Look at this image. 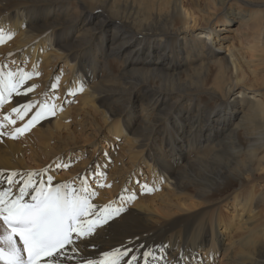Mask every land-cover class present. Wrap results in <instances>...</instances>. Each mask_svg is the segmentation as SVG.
<instances>
[{
    "label": "bare ground",
    "instance_id": "1",
    "mask_svg": "<svg viewBox=\"0 0 264 264\" xmlns=\"http://www.w3.org/2000/svg\"><path fill=\"white\" fill-rule=\"evenodd\" d=\"M4 1L6 3L0 4V24L4 26L2 29H8L11 18L15 19L16 23L12 27V38L0 43V52L11 46L21 58L27 52L29 60L33 61L36 58L45 59L48 50L55 51L54 47L57 45L65 48L68 53L66 59H72L67 61V66L73 74L75 85L68 90H77L83 84V91L80 93L84 104H88L89 100L106 103L109 107L105 117L108 116L110 122L117 123V136L123 132V122L135 118L133 104L139 101L140 107L146 108V113L140 118V126L133 132L137 150L139 147L142 150L149 149L150 144L161 136L158 145L164 157H153L149 153L145 164L147 170L152 171L168 192L164 189L161 194H154L153 189L148 187L152 189L150 193H136L139 197L136 209L122 211L119 217L110 222L111 227L103 226V230L98 229L93 239L88 242L89 247L85 248L83 243L80 244L79 255L99 259L100 256L95 255L98 252L127 247L130 249V256L138 257L151 249L153 258L149 260V264H210L215 262V254L218 252L222 253L225 264H264V214L260 211L264 205V186L258 189L252 179H248L258 173L254 169L247 166L229 168L233 164L242 163L241 160H233L235 157L246 154L250 159H256L259 152H264V104L254 97L253 100L245 102L235 98V87L239 86L245 77L240 75L243 72L239 68V61L244 58L241 56V60L237 59V50L240 49L249 55L261 52L257 59L260 63L264 61V17H261L263 12L259 11V7H264V4H258L259 0H204V8L208 11L198 16L196 11L183 2L174 0L163 8L167 15L165 18L159 17L147 30L138 31L129 29L120 21L121 8L115 3L116 9L112 10L113 6L110 7L112 11L109 9L111 13L105 12V8L94 7L92 3V8L86 6L81 10V14L74 18L72 7L67 0ZM198 17L208 21V28L198 25ZM43 18L54 20L45 24ZM23 23L27 27L14 32ZM214 23L224 24L226 28H218V25L215 27ZM234 23L237 24L236 29L232 27ZM174 24L180 27L170 31L168 28L173 29ZM252 25L257 26L253 34L249 33L253 31L250 28ZM221 31L237 34L236 36L241 38L240 47L233 43L226 46L222 44L220 48L215 49L214 43L218 32ZM189 32L194 33V39H188L189 41H184L182 45L175 43L179 37L181 39ZM75 34L77 36L74 37ZM178 35L179 37H175ZM70 37L74 39V45L71 46L69 42L63 44L64 40L67 41ZM223 39L227 40V36ZM157 41H166L168 44L162 48L154 45L148 49L146 57L136 58L147 49L144 44ZM135 43H138V46L134 47ZM220 51L225 55L221 56ZM150 58L155 59V65L149 63ZM193 58V62L208 61L213 65L210 68L218 67L222 72L223 76L215 80V90H206L205 86L210 68L206 72L194 73V76L186 75L184 84H180L183 82L180 75ZM111 60H119L124 65L125 77L121 78L123 87L94 89L92 83L98 73L96 67H108ZM93 61L96 62V67L93 66ZM163 63L167 65L161 66ZM2 69L7 72L5 68ZM23 70L27 71L25 68ZM226 75L230 76V80H225ZM251 75L254 79L264 78V74ZM166 78L171 80L163 83ZM59 82L62 83V79H59ZM29 85L30 80L21 87L26 88ZM31 93L32 91L27 95H15L0 103V131L13 132L24 123L13 112V108L31 100ZM205 96L210 98L207 105H204ZM127 107L131 108L125 113L124 109ZM150 116L153 120L148 124ZM9 117L15 119L16 123L9 121ZM68 117V111H57L53 127H59ZM29 133L42 139L47 131L35 125L23 136ZM240 134L245 135L243 139L247 140V145L243 144V139H239ZM193 138L196 140L192 150L197 153L208 152L206 159L201 157L203 160L200 161V164H206L204 168H197L194 173L183 175L182 168L178 170L177 166L185 160L189 161L188 154L191 152L187 145ZM13 140L15 139L8 135L0 139V146L9 148L6 156L0 158V170L3 171V175H0V188L8 187L6 177L13 171L22 173L15 178L16 189L22 186L20 182L27 178L28 173L39 172L41 175L34 178V183L52 176L53 186L58 183H70L78 188L86 181L89 189L96 193L90 198L93 204H112L113 207H120L121 199L134 187L133 182H124V171L118 175L116 184L114 179L112 185L108 184L112 176L104 177L102 168L96 163V153L101 142L94 145L93 154L85 160L87 167H83L77 177L76 173L72 172L65 177L64 171L58 175L50 172L53 169L51 167L63 160L53 162L59 158L57 155L50 157L40 171L26 168L23 165L24 159L14 156L11 150L15 148ZM43 147L45 155H49L50 141L45 140ZM244 147L246 151L240 153L238 148ZM226 154L232 159L227 158ZM137 155L139 153L135 156ZM89 159L93 161L88 164ZM67 161L63 162L66 164ZM33 162L37 163L36 160ZM223 167L230 169L232 176L228 181L221 180L218 194L227 193L230 189L234 191L232 195L228 193L222 201L233 202V206L239 208V227L225 221L219 211L222 203L217 200L213 203L211 194L197 193L189 187L190 179H194L195 175L213 177L216 173L223 172ZM142 171V167L137 170ZM91 176L97 179L92 181ZM73 177L74 181L71 179ZM101 178L103 180H100ZM134 178L133 176L132 179ZM95 184L99 187L95 188ZM102 185L109 191L102 189ZM227 198L229 199L225 200ZM225 235L231 243H224ZM64 264H68V261L65 260ZM139 264H144V260L141 259Z\"/></svg>",
    "mask_w": 264,
    "mask_h": 264
},
{
    "label": "rangeland",
    "instance_id": "2",
    "mask_svg": "<svg viewBox=\"0 0 264 264\" xmlns=\"http://www.w3.org/2000/svg\"><path fill=\"white\" fill-rule=\"evenodd\" d=\"M173 1L174 0H153V2L147 3L145 0H69V1L67 0V2H69L72 7L70 8L74 18L78 17L81 14V10L86 6L87 7L91 6L92 8L93 7L91 5L92 3H94L93 4L94 7L105 8V12L107 11V13L108 12L111 13L112 10L116 9V7H114V3H115L116 6L121 8L120 21L123 24H126V27H128L129 29H134L138 31L147 30L150 26L154 24L155 19L159 17L165 18L167 15L165 11H163V8L167 7L166 6L167 4H172ZM180 1L183 2L184 5L196 11L198 13L196 15L198 16L208 11L207 8H204L203 5L204 0H180ZM4 3H6V1L0 0V4H4ZM257 3L258 4L261 3L262 5L264 4V0H259ZM110 7L112 10L110 9ZM259 11L263 12V16L261 17H264V7L261 8L259 7ZM31 15L32 17L34 16L32 12ZM59 18L62 17L59 16ZM198 19H199L198 21L199 26L208 28L207 26L208 21H205L202 17H198ZM9 20H10L9 27L5 31L12 33L13 32L12 27L14 26L16 21L13 18ZM53 20H54L53 18H48L45 20L43 18V22H45V24H49ZM218 24L219 23H214L213 25L216 27ZM0 25L1 28L4 27L2 24ZM25 25L26 24L23 23L22 26L18 30H14V32L24 30L27 27V25L26 26ZM179 27L180 25H176L173 29L172 28H168V29L170 31H173ZM217 27L226 28L224 24H220ZM232 27H235L236 29L237 24L234 23ZM250 28L253 29V31H249V33L251 34H253L257 30V26L255 25L250 26ZM198 32L204 33V31H198ZM236 35L237 34L233 32H229V33L224 31L218 32L216 38L217 40L214 43L215 49L220 48L222 44L226 46V45H232L233 43L237 45V47H240L239 42L241 41V38L239 36L237 37ZM75 36H77V34H75L74 37ZM193 36H194L193 32H189L181 39L179 35L175 36V37H179V39H177L175 43L182 45L184 41H189L194 39ZM226 36H227V40H224L223 38H225ZM71 38L72 37H70L69 40L67 41L64 40L63 44L69 42L71 46L74 45L72 43L74 39ZM221 39H223V41ZM166 44H168L166 41L164 42L157 41L149 44H144L146 45L147 49L144 50L141 54L137 55L136 58L143 59L144 57H146L145 55L148 54V49L154 45H159V47L162 48L166 46ZM136 46H138V43L134 44V47ZM54 48L55 51L48 50L45 59L36 58L33 61L29 60V54L27 52H25L23 54V57L21 58L19 53L13 50L11 46L8 48H4L0 52V67L5 68L4 70H6L7 72L17 71L20 69L23 70V68H25L27 72L39 73V75H33L32 78L30 79V85L36 86L31 93L32 101H36L39 103H43L46 99L48 101H54L58 105L57 107L58 113L61 110L63 111L66 110L69 112V117L66 120L62 121L60 126L57 128L53 127L55 123L53 119L56 118L57 111L55 116H52L36 124L38 128L47 131L46 134H43L44 137L42 139H39L38 136L29 133L27 136L22 135L19 138L13 140L12 144L14 145L15 148L14 149L11 148V150L13 151L14 156L20 159H24L23 165L26 168H31L33 171H40L42 170L43 166L48 162V159L50 157L57 155L59 156V158L54 159L53 162L56 163L61 159L63 160L57 163L55 166L51 167L53 169H51L50 172H53L54 174L58 175L59 173L64 171L65 177L72 172V173H76V177H77L80 174V171L84 169L83 167L86 166L85 165L86 158L88 159L93 154L92 151L94 150V145L98 142H101L100 148L96 153L97 156L96 159L98 161L96 163L98 164L99 168H102V173L104 174V177L112 176V178H110L111 182L110 183L108 182V184L112 185L113 179H114V184H116V181L118 180L117 177L118 175L120 176L122 174V171L125 172V176H126L124 182L126 184L133 182L134 187L131 188L132 191L127 192L129 195L126 194L120 201L121 204L120 207H123L122 211L129 212L130 210L136 209L135 205L139 202V197H137L136 193L138 194L141 193V195L150 193L151 191L148 190L149 189L148 187L153 189L152 192L154 194H158V193L161 194L165 189L163 188L164 185H162L160 183L161 181L159 182L154 177L152 171L147 170L145 164L146 161H148L146 156L149 153L153 157H159V156H160L159 158L164 157V155L163 156L161 155L160 152L161 147L158 145L161 142V136L159 137L160 139L157 138L155 142L150 144L149 149L142 150V148L139 147L137 150V146L134 144L133 141V132L137 127L140 126L141 124L140 118L142 119L145 116L146 108L144 106L140 107L141 105L140 101L135 102V104H133V107L135 108V118H129L128 121L123 122V132L122 134H120L121 136L120 135L117 136L116 135V132L118 130L116 128L117 123L110 122L108 116L105 117V112H107L109 107L106 103H101L98 100H89L88 104H84L83 96L80 93V91H77L75 95L69 94L70 90H68V88L75 87L74 79L72 77L73 74L70 73V70L67 66V61L68 62L72 61V59L71 58L66 59L68 53L66 52L65 48L59 47L58 45L55 46ZM236 53L239 56V57L237 56V59L240 58L241 60L242 57L244 58L243 60L239 61L240 62L239 68L243 72L240 73V75L243 74L245 77L242 78L243 80L240 82V85L235 87L236 89L235 98H237L239 101L245 102L248 100H253L252 97H254L259 99V101H262V103L264 104V78L262 79L260 77L258 79H254L253 76L251 75L252 73H254L256 76H260L264 74V61L263 63H260L261 61L257 59V57L260 56L261 52H254L255 55L252 54L249 55L248 53H245L244 51L238 49ZM219 54L221 56L225 55L223 51H220ZM263 58L264 56H262V59ZM194 59L195 58L192 59L191 63L188 65L185 71L181 73L182 74L180 75L181 80H183V82L180 83L181 85H183L184 81L187 79L186 75L194 76L195 75L194 73H200L204 71L206 72L207 69L213 66L210 63H208V61L193 62ZM154 60L155 59L150 58L149 63L151 65H155L156 61ZM109 63L110 64L108 65V67H106V65L102 66V64H100L103 67V69H100L99 67H96L97 64L96 62L93 61V66L96 67L98 72L95 79L93 78L92 86L94 89L97 88L115 89V88L123 87L121 78L125 70L124 65L119 60L118 61L111 60ZM162 65L166 66L167 64L163 63L161 64V66ZM209 70H210V75L208 76V79L205 83L206 90L214 89L215 80L218 77L223 76L222 72L219 70L218 67L210 68ZM59 79H62V83L59 82ZM170 80L171 78H166V80L163 83L169 82ZM225 80L226 81L230 80V76L226 75ZM15 95L16 94H13L12 97ZM12 97H10V99ZM71 99H73V101ZM209 99H210L209 97L205 96L204 105H207ZM59 106H61L62 108ZM130 108L131 107L125 108L124 109L125 113H127L130 110ZM7 119L8 117L5 118V120ZM152 120L153 117L150 116L149 119L147 120L148 124H150ZM9 121H12V117H9ZM240 136L241 137L239 139L241 140L244 138L245 135L242 136V134H240ZM45 140L50 141L49 155L47 156L45 155L44 147H43V142ZM195 140L196 138L191 139V141H189L187 145L189 152H191L188 154L189 161L185 160L177 166L178 170L179 168H182L181 171L183 172V175L194 173L197 168H202L204 164H206V163L200 164L201 163L200 161L203 160V158L201 157H205V155L208 156V152L197 153L191 149L194 145ZM243 144L247 145V140L243 139ZM141 145L142 144H140V146ZM18 147L20 148V150H18ZM238 150L240 153H244L246 151V147L238 148ZM8 151L9 148L0 146V158L6 156ZM138 153L139 155H137L136 157L135 155ZM225 156L227 158L232 159V157H230L227 154ZM206 157L204 159H206ZM33 160H36L37 163H34ZM66 160L68 161L65 164L63 161ZM233 160H238V161L241 160L240 162L242 163L233 164L229 168H243V166H247L248 168L254 169L258 173H255L251 178L248 177L247 178L249 180L252 179V181L255 183L258 189L260 186L261 187L264 186V170L263 171L260 170L261 168L264 169V152H259L258 158L256 159H250L246 154H243L241 157L238 158L235 157V159ZM92 161L93 159L92 160L89 159L88 164L91 163ZM250 162L252 163L250 164ZM61 165H67V166L61 167ZM140 167L143 168V171L137 172L138 168ZM87 169H91V168H87ZM133 176L135 177L134 180L132 179ZM230 176H232V173L230 172V169H226V168L224 169L223 172L216 173L213 177H205V175L203 176L201 174H198L195 175L194 179H190L191 184L189 183L190 184L189 187L190 190L197 191V193L206 192L211 194L210 195L211 201L213 203H215V201L217 200L219 203H222L223 205L226 203V201H222L223 198L228 193H231L232 195L234 191L230 189L229 191H226L227 193L218 194L219 191L218 186L221 184L222 179L228 181V178ZM189 177L191 176L189 175ZM91 178L92 181L97 179V177L96 179H94L93 176H91ZM71 179L74 181V177ZM100 180L103 179L101 178ZM94 187L97 188L99 186L95 184ZM101 188L104 189L105 191H109L108 188L105 187L104 185H102ZM236 189L237 186H235V190ZM231 197L232 196H229V198ZM229 198L225 200H228ZM222 205L219 208V211L224 216L225 221L230 222L231 225L233 224L239 227V224L241 223L240 218L238 217V213L240 212L239 208H235L233 206V202L226 203V205L223 206ZM260 211L264 214V205L260 208ZM221 231H223V229ZM225 238H226L224 240L225 244L231 243L229 242V238H227V235H225ZM225 263L226 261L225 259L223 260L222 253L218 252L217 254H215V262H212L210 264H225Z\"/></svg>",
    "mask_w": 264,
    "mask_h": 264
},
{
    "label": "snow or ice",
    "instance_id": "3",
    "mask_svg": "<svg viewBox=\"0 0 264 264\" xmlns=\"http://www.w3.org/2000/svg\"><path fill=\"white\" fill-rule=\"evenodd\" d=\"M12 35L0 28V43L10 40ZM33 75L39 73L22 69L4 72L0 67V103L13 94L27 95L33 91L35 85L21 87ZM77 91H83V84L77 90H70L69 94L75 95ZM57 107L54 101L47 99L43 103L28 100L18 104L13 112L24 123L13 132L0 131V139L5 135L19 138L36 124L55 116ZM11 122L15 124L16 120ZM0 175H3L2 170ZM21 175L11 172L6 177L8 187L0 188V264H64L65 260L68 264H139L141 259L144 264H149L153 258L151 249L138 257L130 256L127 247L98 252L95 255H99V259L80 256V244L89 247L88 242L97 230H103V226L111 227L110 222L120 216L122 207L93 204L90 198L96 193L89 189L86 181L78 188L70 183L53 186L52 176L34 183V178L41 175L39 172L28 173L20 182L22 186L16 189L15 178Z\"/></svg>",
    "mask_w": 264,
    "mask_h": 264
}]
</instances>
